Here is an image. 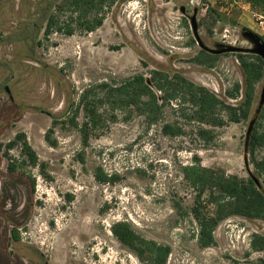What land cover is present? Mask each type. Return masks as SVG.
<instances>
[{
    "label": "rangeland",
    "instance_id": "rangeland-1",
    "mask_svg": "<svg viewBox=\"0 0 264 264\" xmlns=\"http://www.w3.org/2000/svg\"><path fill=\"white\" fill-rule=\"evenodd\" d=\"M194 9L209 48H251L244 30L264 41V0H0V264H148L113 234L118 223L168 247L165 264H264V212L235 213L234 199L199 181H252L256 118L248 160L264 195L250 155L255 136L263 170L264 62L202 50ZM156 73L173 97L152 113L150 94L166 96ZM176 77L217 98L210 116ZM234 109L247 118L231 122ZM217 204L223 219L202 247L195 211L213 216Z\"/></svg>",
    "mask_w": 264,
    "mask_h": 264
},
{
    "label": "trees",
    "instance_id": "trees-1",
    "mask_svg": "<svg viewBox=\"0 0 264 264\" xmlns=\"http://www.w3.org/2000/svg\"><path fill=\"white\" fill-rule=\"evenodd\" d=\"M73 1H75V3L78 2V0ZM99 25L100 24H98V26ZM261 40L263 41L262 38ZM244 67L247 74L246 83L252 87L253 83L258 79L255 77V67L252 64H244ZM156 76H158V81L161 82L160 89L166 91V96L163 100V98H158L154 94H150V102L148 105L152 107V113H158V111L161 110V105L158 104V99H162L163 102H167L169 98L173 97V94L168 93L167 90L173 85V83L170 82L168 78L169 76L163 75L161 73H156ZM176 78L177 81H179L183 86H186L190 89L193 96V101L196 105H199V110L202 111V115L210 116L209 114L214 111V109L217 107V103L219 102L217 98L203 87H196L194 86V84L188 83L186 80H184V78ZM146 81L147 80H144L142 77L138 76L136 78L135 83L141 85L143 90H148V88L150 87L144 84V82ZM251 99L252 96L250 95L246 102L247 108L250 107ZM237 111L240 112L237 113ZM246 118L247 110L245 109H234L230 115V121L235 123H239L241 120ZM223 123V120H219L218 125L222 126ZM163 132L167 135H174L172 131V125L170 124H165L163 126ZM258 141L259 139L254 136L250 155L252 156V159H254L253 163L255 164L256 168L263 173L264 169H261L259 163H256L254 158L255 147ZM26 151L28 152V156L32 159L33 163L35 164L36 154L32 152V150H30L28 146ZM204 172H207V170H204ZM199 181L202 185H204V188L208 187L209 183L212 182V185H214V187H219L225 194H227L230 198L234 199V204L236 208L235 213L249 216L252 218H258L263 216L264 195L258 191V189L253 185L250 179L247 182L242 181L238 183L237 181L230 182L229 179L221 180L211 177H209L208 179V177H204L202 180ZM217 207L219 211L216 215L213 216L208 214L202 215L199 213V211H195L196 219L198 220L200 225V244L202 247H209L214 244L213 231L217 227L220 220L223 219L222 213H224L221 205H218ZM113 234L118 238L121 243L134 250L139 257L143 258L145 254L148 253V260L144 259L148 262V264H165L169 254L168 247L158 246L156 243L146 242L144 239L140 240V238H137L134 235L133 231L130 229V227L125 223L116 224L113 227Z\"/></svg>",
    "mask_w": 264,
    "mask_h": 264
},
{
    "label": "water",
    "instance_id": "water-1",
    "mask_svg": "<svg viewBox=\"0 0 264 264\" xmlns=\"http://www.w3.org/2000/svg\"><path fill=\"white\" fill-rule=\"evenodd\" d=\"M180 11L182 14L187 15L186 8L184 6L180 8ZM197 12L198 10L194 9V14L192 16H188V18L190 20V24H191V28H192L195 40L202 50L210 54H213V55H221V54H226V53H250V54L260 57L264 62V42L261 40V38L257 34H255L254 32L250 30H244L242 32V36L252 45L251 48L236 47V46L225 45V44H218L217 47L214 49L206 46L199 35V26L197 23ZM263 107H264V84L262 87L259 105H258V109L255 114L256 115L255 117L259 115ZM255 124H256V118H253L249 123L247 133H246L245 166H246V169H247V172L250 178L255 183L257 188L262 189L261 183L259 179L253 174L250 168L249 160H248V145H249L250 137L252 135Z\"/></svg>",
    "mask_w": 264,
    "mask_h": 264
},
{
    "label": "built area",
    "instance_id": "built-area-1",
    "mask_svg": "<svg viewBox=\"0 0 264 264\" xmlns=\"http://www.w3.org/2000/svg\"><path fill=\"white\" fill-rule=\"evenodd\" d=\"M261 25L263 26V29H264V17L261 16Z\"/></svg>",
    "mask_w": 264,
    "mask_h": 264
},
{
    "label": "flooded vegetation",
    "instance_id": "flooded-vegetation-1",
    "mask_svg": "<svg viewBox=\"0 0 264 264\" xmlns=\"http://www.w3.org/2000/svg\"><path fill=\"white\" fill-rule=\"evenodd\" d=\"M6 90H7V92L9 93L8 89H6ZM11 99H12V97H11Z\"/></svg>",
    "mask_w": 264,
    "mask_h": 264
}]
</instances>
